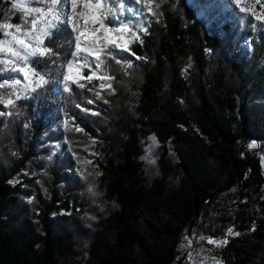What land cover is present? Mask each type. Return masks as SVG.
Returning <instances> with one entry per match:
<instances>
[{"label": "trees", "instance_id": "obj_1", "mask_svg": "<svg viewBox=\"0 0 264 264\" xmlns=\"http://www.w3.org/2000/svg\"><path fill=\"white\" fill-rule=\"evenodd\" d=\"M120 1L99 0L108 22ZM149 1L153 12L131 54L102 53L100 65L116 83L109 102L90 81L62 86L74 55L68 22L44 38L52 52L32 58L48 80L17 100L26 130L17 125V153L0 164V264H183L182 235L203 221L232 231L220 248L225 264H264V29L251 18L219 27L213 20L207 33L193 13L200 0ZM9 3L0 0V23ZM124 60L132 61L136 80L128 79ZM91 100L98 105L88 106ZM65 115L96 139L98 184L110 203L87 238L76 218L83 198L53 190L35 213L14 182ZM151 133L160 142L153 170L142 159ZM252 139L256 153L248 151ZM51 168L58 177V164Z\"/></svg>", "mask_w": 264, "mask_h": 264}, {"label": "rangeland", "instance_id": "obj_2", "mask_svg": "<svg viewBox=\"0 0 264 264\" xmlns=\"http://www.w3.org/2000/svg\"><path fill=\"white\" fill-rule=\"evenodd\" d=\"M9 1L0 23V25L12 26L11 28H0L2 34L0 41H5V44L0 46V85H3L0 87V164L4 166H8L17 153L18 146L14 140V131L17 125L20 130L23 129L22 132L26 130L27 126L26 119L17 105V100L37 88V84L41 86L45 83L39 80L40 76L44 77V81L48 80V77L38 71L33 64L32 58L35 55L28 58L24 72L12 70L16 65L6 62L10 58L15 59L10 56L7 44L12 36L5 33L10 32L19 39H24L29 45L28 50L30 51L31 48L37 47V37L44 42L46 36L43 35V31L47 27V21L52 20L50 14L40 15L30 11L34 8L46 10L48 0ZM98 4L99 0H77L75 11L69 4L64 8V18L59 23L56 21L53 23H57L59 26L63 22H68L75 28L72 38L74 55L64 67L60 78L62 86L69 87L70 84L82 86L90 81L95 86L96 97L103 102H109L110 96L115 91L116 83L106 67L100 65L99 68H96V64H100L103 57L102 49H115L122 55L131 54L129 46L138 41L141 34L146 31L147 17L153 12V9L149 0L120 1L111 10L112 22H108L100 13ZM193 13L196 19L205 23L207 33L213 29L212 24H215L213 20L217 21L216 24L219 27L224 20L238 24V21L241 23V21L251 18L249 21L252 26L264 29L263 0H239V2L237 0H200L199 3H196ZM33 20L37 21L35 28L32 25ZM16 27H20L21 32L16 33ZM77 43L80 44L79 52L76 49ZM241 43L247 44V40L245 39ZM16 47L19 48V45L17 44ZM42 47L48 46L44 42ZM123 62L128 79L136 80L138 72L130 67L132 61L124 60ZM89 70L92 72L89 73ZM90 75L92 78L88 79ZM65 76L68 77L67 80H65ZM17 80L21 82L15 83ZM131 85L129 84L128 87L132 88ZM9 100L12 101L11 104L8 103ZM87 104L93 107L98 105L95 100H91ZM101 106L102 104L99 105V107ZM85 111L90 115L98 114L97 109L90 108ZM55 129L52 130L49 138L42 139L39 144L38 159L35 157L30 160L26 168L21 169L14 182L20 187L27 208H30L31 211L34 210L35 213L49 202L53 190L57 195H60L59 192L63 190L67 197L83 198L84 209L78 213L76 218L79 221L82 237L87 238L89 227L95 217L102 214L110 204L102 196L98 184V158L100 156L98 143L94 137L83 130L73 116L65 115L60 118ZM54 133L55 135H53ZM143 142L142 159L149 169H156L160 142L157 136L152 133L146 136ZM253 144L255 147L251 146ZM257 147V140L252 139L248 144L249 153H256ZM259 156L264 171V152L259 153ZM35 159L42 160L43 163L35 161ZM55 163L58 164V177L51 168ZM209 225L208 222L203 221L184 232L178 247L179 257L183 264H225L220 255V248L227 240L230 228L223 230ZM209 239L214 243H209Z\"/></svg>", "mask_w": 264, "mask_h": 264}, {"label": "snow or ice", "instance_id": "obj_3", "mask_svg": "<svg viewBox=\"0 0 264 264\" xmlns=\"http://www.w3.org/2000/svg\"><path fill=\"white\" fill-rule=\"evenodd\" d=\"M29 2H31V0H29ZM237 2H239V0H237ZM71 4V7L73 9V11H75L76 9V5H77V0H48V7L47 9H40V8H34V9H30L31 12H36L39 13L40 15H52V20L51 21H47V27L46 29L43 31V35L44 36H48L51 35V29H54L57 27V23H59L61 21V19L64 18L65 13H64V8L68 7V5ZM17 7H20V5H17ZM97 7H99V5H97ZM243 10V9H242ZM109 13H111V9L108 10ZM27 14V13H26ZM53 21H56L57 23H53ZM37 21L33 20L32 21V25L33 28H35ZM11 25H0V28H11ZM103 27V25H102ZM16 33L21 32V28L20 27H16L15 29ZM6 35H11L12 39L10 41H7V44L9 45V49H10V56L14 57L15 59H9L8 61H6L7 63H12L14 65H16V67H14L12 70L15 71H19V72H24V67L27 65L28 62V58L30 56H34V55H47L50 54L52 52V49L49 47H42L43 45V40L40 39L39 37H37V47L31 48V50L29 51V45L26 43V41L24 39H19L15 34L7 32L5 33ZM25 35H28V33H25ZM81 35H83V33H81ZM3 44H5V41H0V46H2ZM19 45V48L16 47V45ZM114 47L116 46L115 44L113 45ZM76 49L77 52L80 51V44L77 43L76 44ZM102 51H104L102 49ZM107 54L108 55H113L112 50H107ZM97 59H99V57H97ZM117 63H119V61H117ZM70 67V65H69ZM100 64L97 63L96 64V68H99ZM92 76L90 75L88 77V79H91ZM99 78V77H98ZM111 78V77H110ZM68 77L65 76V80H67ZM39 80L41 82H45L44 81V77L40 76ZM21 81L17 80L15 81V83L19 84ZM3 85H0V87H2ZM37 87L39 86V84L36 85ZM103 86V85H102ZM67 87V85H66ZM110 87V85H109ZM9 104L12 103L11 100L8 101ZM252 147H255V144L251 145ZM230 234H231V230ZM237 235H239L237 233ZM209 243H214V241H212L211 239H209L208 241ZM226 243V241H224Z\"/></svg>", "mask_w": 264, "mask_h": 264}]
</instances>
